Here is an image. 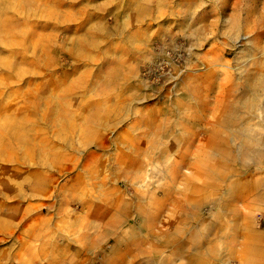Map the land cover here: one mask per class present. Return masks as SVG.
<instances>
[{"label":"rangeland","instance_id":"rangeland-1","mask_svg":"<svg viewBox=\"0 0 264 264\" xmlns=\"http://www.w3.org/2000/svg\"><path fill=\"white\" fill-rule=\"evenodd\" d=\"M0 264H264V0H0Z\"/></svg>","mask_w":264,"mask_h":264}]
</instances>
